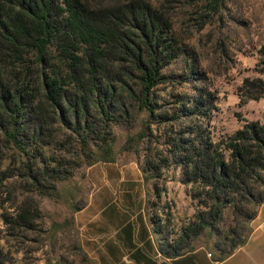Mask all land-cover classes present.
Segmentation results:
<instances>
[{
    "label": "trees",
    "instance_id": "trees-1",
    "mask_svg": "<svg viewBox=\"0 0 264 264\" xmlns=\"http://www.w3.org/2000/svg\"><path fill=\"white\" fill-rule=\"evenodd\" d=\"M226 1L0 0V145L21 158L15 171L1 172L0 185L16 178L39 197L61 201L58 183L73 172L59 160L47 165L45 145L70 130L88 155V167L115 162L110 128L117 123L130 128L137 108L149 117L140 140L152 133V120L171 127L164 160L182 169L184 184L197 185L205 207L176 244L158 239L162 252L169 258L191 252L182 250L209 228L219 239L213 259L233 255L246 244L264 203V121L245 120L213 142L203 125L215 110L212 92L197 88L198 96L178 98L173 112L156 94L158 86L177 81L164 70L187 53L185 38L221 18ZM172 4L197 10L183 20L185 37L175 29ZM258 67L262 77L243 81L242 104L264 98V46ZM192 74L200 73L194 68ZM227 208L235 225L222 232ZM1 218L6 235L24 244L35 241L29 236L44 215L31 197ZM154 233H160L157 222ZM9 256L0 240V264H13Z\"/></svg>",
    "mask_w": 264,
    "mask_h": 264
},
{
    "label": "rangeland",
    "instance_id": "rangeland-1",
    "mask_svg": "<svg viewBox=\"0 0 264 264\" xmlns=\"http://www.w3.org/2000/svg\"><path fill=\"white\" fill-rule=\"evenodd\" d=\"M172 6L175 9L170 12L178 15L175 29L185 37L187 27L182 25L183 20L195 17L197 10L182 4ZM185 43L187 53L164 70L177 76V81L156 88L159 102L165 104L164 109L173 112L177 109L178 98L197 97V88L212 92L215 110L203 125L208 128L213 142L234 133L245 120L263 122L264 98L242 104L240 96L244 79L262 77L258 61L259 50L264 46V0H227L221 18L216 17L204 30L185 38ZM194 68L199 70V75L192 74ZM148 120L147 112L136 108L130 128L119 123L111 126L114 163L118 169L138 166L144 172L148 218L154 229L158 223V239L166 238L176 244L205 207L199 201L202 195L196 196L200 190L197 185L184 184L182 169L168 167L164 160L170 154L165 142L171 127L152 120V133L145 139L138 138ZM100 142L97 139V144ZM44 155L47 165L53 166L59 160L73 174L65 182L58 183L62 196L59 202L39 197L16 178L0 185V240L4 251L10 254L13 264H97L83 251L79 232L72 223L75 208L84 207L93 191L87 176L88 155L82 152L78 138L70 130L61 131L55 141L45 145ZM20 160L16 150L0 145V179L1 172L15 171ZM31 197L39 203L44 218L37 222V232L29 236L35 241L24 239L26 242L22 244L6 235L1 217L14 212L18 204ZM234 225L233 211L227 208L219 230L224 232ZM218 240L208 228L182 252L205 250L217 255Z\"/></svg>",
    "mask_w": 264,
    "mask_h": 264
},
{
    "label": "crops",
    "instance_id": "crops-1",
    "mask_svg": "<svg viewBox=\"0 0 264 264\" xmlns=\"http://www.w3.org/2000/svg\"><path fill=\"white\" fill-rule=\"evenodd\" d=\"M114 162L90 166V199L72 215L84 252L97 264H264V203L252 221L245 245L222 262L196 250L180 257L164 255L146 208L144 172L118 169Z\"/></svg>",
    "mask_w": 264,
    "mask_h": 264
}]
</instances>
